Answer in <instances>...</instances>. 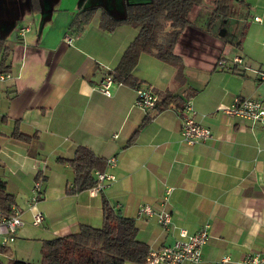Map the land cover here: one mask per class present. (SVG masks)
Segmentation results:
<instances>
[{
  "label": "crops",
  "instance_id": "1",
  "mask_svg": "<svg viewBox=\"0 0 264 264\" xmlns=\"http://www.w3.org/2000/svg\"><path fill=\"white\" fill-rule=\"evenodd\" d=\"M208 1L190 15L201 7L210 15ZM147 2L0 0V70L12 74L0 82V181L23 221L15 240L0 248V264L12 259L37 264L43 240L71 234L80 224L100 227L103 199L134 219L137 239L149 250L171 244L176 233L156 214L139 215L142 206L155 212L164 207L189 232L209 224L201 259L182 264H242L248 254H264V127L219 110L235 97L264 103L258 73L264 69V0H231L226 16L204 26L190 18L173 49L181 62L143 52L131 70L135 83L114 79L107 96L97 86L118 65L140 26L121 23L109 31L100 18L106 13L122 20L126 5ZM88 9L87 23L71 28ZM24 26L28 30L20 36ZM169 27L165 23L160 33ZM234 56L242 62L234 63ZM221 58L225 65H219ZM137 87L158 97L175 95L179 104L146 114L134 104ZM185 101H191L195 120L211 130L210 139L181 141ZM79 146L116 159L104 170L116 180L99 193L91 188L67 193L74 177L67 159ZM38 179L39 200L30 208ZM34 210L43 214L38 226L32 224ZM29 247L32 252L24 255Z\"/></svg>",
  "mask_w": 264,
  "mask_h": 264
},
{
  "label": "trees",
  "instance_id": "2",
  "mask_svg": "<svg viewBox=\"0 0 264 264\" xmlns=\"http://www.w3.org/2000/svg\"><path fill=\"white\" fill-rule=\"evenodd\" d=\"M203 1L150 0L143 4H129L126 5L125 18L122 20L114 19L103 13L100 25L106 30L110 31L121 23L140 26L138 34L125 49L118 65L109 72L113 79L123 83H135L132 81L131 70L136 59L143 52L154 54L165 62H181L173 52L174 45L181 29L190 22L192 8ZM230 2L231 0H212L210 21L226 16ZM80 14L82 19L71 24V28L78 27L80 30L89 20L91 10H83ZM165 23L170 27L163 33L164 42L159 43L158 36L164 29ZM178 104L177 96L166 94L159 97L154 110L161 111ZM142 125L138 126L135 133L141 129ZM134 135L127 142L130 143ZM15 136L20 139L29 138L21 133H15ZM67 161L74 175L72 185L67 189L68 194H75L94 187L96 185L95 172L104 171L107 165V160L84 146H79L73 157ZM13 201V196L5 191L4 183L0 181V209L9 212L14 204ZM136 235L137 226L134 219L121 215L106 199H103V220L100 227L80 224L77 231L71 234L43 240L40 249L41 261L37 264H123L126 261L145 264L149 248L139 241ZM9 264L36 263L12 259Z\"/></svg>",
  "mask_w": 264,
  "mask_h": 264
},
{
  "label": "built area",
  "instance_id": "3",
  "mask_svg": "<svg viewBox=\"0 0 264 264\" xmlns=\"http://www.w3.org/2000/svg\"><path fill=\"white\" fill-rule=\"evenodd\" d=\"M27 30V26L20 27L19 35L23 36ZM65 41L70 43L72 38L66 35ZM232 61L237 64L242 62V59L239 56H234ZM218 63L219 65H225V58L219 59ZM258 73L260 77L264 79V69L260 70ZM11 78L12 74L10 72L0 70V82L7 81ZM113 83L114 79L112 75L107 74L97 88L103 94L110 96V89ZM136 94L137 97L134 104L137 108L146 114L155 109L159 97L150 88L137 87ZM219 110L223 111L227 116L245 119L252 123H259L264 127V103L260 100L247 97H235L231 104L220 106ZM194 115L195 109L191 101H185L183 105L180 133L181 141L187 145H193L212 137L211 130L207 126L197 122ZM114 136L116 137V134H114ZM115 161V157L108 158L107 166L113 167ZM95 176L96 185L90 189L92 194L101 192L109 183L116 180L115 174L109 171H96ZM41 185V179L34 181L33 194L28 201L30 208H34L39 200ZM170 192L171 188H168L167 194ZM21 214L22 211L17 206H12L9 212L0 209V248L8 246L15 240L17 231L23 224ZM153 214L157 215L159 223L164 228H171L175 231L176 236L171 244L162 246L158 249H150L145 258V264H182L185 261L191 263L198 262L201 259V248L207 243L210 237L209 224L206 223L202 225L195 232H189L186 228L176 225L172 221L171 214L164 207H162L159 212H155L148 205L142 206L139 209V215L150 216ZM42 221L43 214L40 211L34 210L32 213V224L38 226ZM241 263L264 264V254H248L241 260Z\"/></svg>",
  "mask_w": 264,
  "mask_h": 264
},
{
  "label": "rangeland",
  "instance_id": "4",
  "mask_svg": "<svg viewBox=\"0 0 264 264\" xmlns=\"http://www.w3.org/2000/svg\"><path fill=\"white\" fill-rule=\"evenodd\" d=\"M207 4H210V1H208ZM193 12H194V10H193ZM193 12H192V14L190 15L189 18H191V20L194 21L195 23L201 24L202 26H204L205 25V22H207L209 24H211L213 22V21H210V18H209L210 15H208L209 12L205 11L202 7L200 9H197L196 10V14L194 16H193ZM216 20H218V19H216ZM216 20H214V21H216ZM158 42L159 43H163L164 42V35H163V33H160L159 34V36H158ZM31 250H32L31 247H29V250H27L26 253H24L25 251H23L24 255H28L29 253H31L32 252ZM38 250H39V248H38ZM33 252L34 253L37 252L35 247H33Z\"/></svg>",
  "mask_w": 264,
  "mask_h": 264
}]
</instances>
